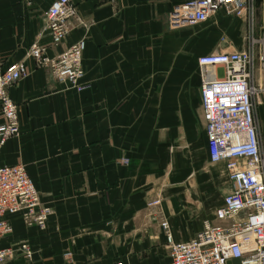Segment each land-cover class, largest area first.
I'll return each instance as SVG.
<instances>
[{"label": "crops", "instance_id": "obj_1", "mask_svg": "<svg viewBox=\"0 0 264 264\" xmlns=\"http://www.w3.org/2000/svg\"><path fill=\"white\" fill-rule=\"evenodd\" d=\"M53 1L0 0V71L28 66L9 90L20 135L0 150V167L24 165L53 211L44 229L6 216L13 231L0 246L9 264H162L161 223L175 242L190 240L232 190L225 164L209 160L198 59L242 50L243 21L219 10L173 29L169 13L187 0H73L81 21L53 45L44 29ZM80 40L75 86L27 58L35 41L54 57Z\"/></svg>", "mask_w": 264, "mask_h": 264}, {"label": "built area", "instance_id": "obj_2", "mask_svg": "<svg viewBox=\"0 0 264 264\" xmlns=\"http://www.w3.org/2000/svg\"><path fill=\"white\" fill-rule=\"evenodd\" d=\"M219 10L247 23L251 32L242 50L198 59L209 160L225 164L232 190L215 211V221L204 222L190 240L175 242L168 222L161 223L169 249L168 260L162 264H264V152L258 121L264 94V9L258 37L252 33L255 0H187L173 8L169 22L171 28L182 29L207 21ZM73 19L81 21L73 0L53 1L45 13L44 27L53 45L63 43ZM85 49V40H80L51 57L47 47L35 41L27 58L47 69L57 82L75 86L84 76ZM27 74L25 61L0 71V150L20 135L18 107L9 90ZM160 205V199L148 204ZM52 213L50 207L42 205L24 165L0 167V243L13 231L6 216L21 215L28 226L44 229ZM20 251L27 259L33 256L27 244H22ZM12 254L11 249L0 246V264H9ZM111 264L133 263L116 260Z\"/></svg>", "mask_w": 264, "mask_h": 264}, {"label": "rangeland", "instance_id": "obj_3", "mask_svg": "<svg viewBox=\"0 0 264 264\" xmlns=\"http://www.w3.org/2000/svg\"><path fill=\"white\" fill-rule=\"evenodd\" d=\"M255 8H256L255 22H254L252 33H254V35L258 37L260 35L261 25L263 21L264 1L255 0ZM250 33L251 32L249 31V26L247 25V23L243 22V24L239 28V40L244 46L246 44L247 36ZM232 47H235V45H232ZM226 49L230 50L228 47ZM258 76H259V73H257L256 78H258ZM263 76H264V73H263ZM261 99H262V102L258 108V121L260 124L261 134L263 138V152H264V94L262 95ZM161 246H165V244H162ZM163 249H164L163 255L158 257L160 261H164L165 255H167L169 252L168 248H163ZM144 258H150V257H145V256L138 257L139 260H142Z\"/></svg>", "mask_w": 264, "mask_h": 264}]
</instances>
